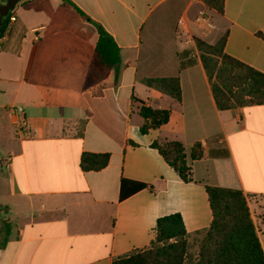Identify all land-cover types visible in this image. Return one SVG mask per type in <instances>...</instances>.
<instances>
[{
  "label": "crops",
  "instance_id": "1",
  "mask_svg": "<svg viewBox=\"0 0 264 264\" xmlns=\"http://www.w3.org/2000/svg\"><path fill=\"white\" fill-rule=\"evenodd\" d=\"M71 1L114 38L122 62L118 76L85 90L96 27L64 0L13 10L0 51V264H113L149 249L157 220L173 214L192 241L213 222L208 186L244 193L264 250V104L220 111L195 43L226 36V54L264 74V0H223L222 13L203 0ZM201 13L214 31L196 25ZM165 17L170 35L152 37ZM174 77L180 102L145 84ZM142 105L169 111V122L142 134ZM16 107L28 139L17 136ZM155 141L184 145L193 183ZM196 143L200 160L191 159ZM84 153L109 154V164L83 171ZM123 181L145 188L121 199Z\"/></svg>",
  "mask_w": 264,
  "mask_h": 264
},
{
  "label": "trees",
  "instance_id": "2",
  "mask_svg": "<svg viewBox=\"0 0 264 264\" xmlns=\"http://www.w3.org/2000/svg\"><path fill=\"white\" fill-rule=\"evenodd\" d=\"M23 1L27 0L20 2ZM203 1L219 13L223 12V0ZM64 2L71 5L97 29L98 40L84 80V89H93L101 85L113 70L118 76L122 62L121 49L102 25L87 16L71 0H64ZM12 12L0 25V38L8 28ZM195 43L211 85L216 106L220 111L264 104V74L227 55L226 36L214 45L200 39H195ZM145 84L171 96L178 102L181 101V85L178 77L146 79ZM140 115L145 120L141 128L142 134L148 133L151 129H159L170 119L169 111L152 109L145 105L140 107ZM152 148L158 150L182 181L194 182L193 170L181 142L155 141ZM203 156V144L196 143L192 147L191 159L200 160ZM109 161V154L84 153L80 159V167L83 171H100L108 166ZM127 187H131L130 192H127ZM143 188L145 185L123 181L121 199ZM206 191L213 212V222L210 228L202 233L196 264H264V250L244 193L240 190L209 186L206 187ZM4 211L5 208L0 206V218ZM4 227L3 243H6L11 230L10 225L6 223ZM156 233V240L149 249L119 257L113 264H185L189 254L190 235L185 229L181 215L173 214L158 219Z\"/></svg>",
  "mask_w": 264,
  "mask_h": 264
},
{
  "label": "built area",
  "instance_id": "3",
  "mask_svg": "<svg viewBox=\"0 0 264 264\" xmlns=\"http://www.w3.org/2000/svg\"><path fill=\"white\" fill-rule=\"evenodd\" d=\"M5 3V0H0V5H3ZM16 21L15 16H11L9 19L8 27ZM196 25L201 27L202 29L211 32L214 31L216 26L210 20L204 13H201L195 20ZM2 49V43H1V38H0V51ZM14 115H15V124L17 128V136L20 139H28L29 138V126L28 122L25 118V111L22 107H16L13 109ZM12 163V157H7L3 161V165L7 166Z\"/></svg>",
  "mask_w": 264,
  "mask_h": 264
},
{
  "label": "rangeland",
  "instance_id": "4",
  "mask_svg": "<svg viewBox=\"0 0 264 264\" xmlns=\"http://www.w3.org/2000/svg\"><path fill=\"white\" fill-rule=\"evenodd\" d=\"M170 22H171L170 19H168L166 17H165V19L163 18L162 27L153 28L151 30V33H150L151 36L156 38V37H159V36H168V35H170L171 29L168 26H166V25H170L169 24ZM0 172L1 173L2 172L5 173V171L2 170L1 168H0ZM259 200L263 203V207H264V199L262 198V199H259ZM262 218L264 220V211L262 213ZM1 222L2 221H0V227L2 226ZM201 239H202L201 236H197V237H195L194 240H192V241L189 240V243H190L189 254L186 257L185 264H196V261L198 259L197 256H198V252H199V246H200Z\"/></svg>",
  "mask_w": 264,
  "mask_h": 264
},
{
  "label": "water",
  "instance_id": "5",
  "mask_svg": "<svg viewBox=\"0 0 264 264\" xmlns=\"http://www.w3.org/2000/svg\"><path fill=\"white\" fill-rule=\"evenodd\" d=\"M20 1L21 0H7L3 5H0V25H2L3 19L15 9Z\"/></svg>",
  "mask_w": 264,
  "mask_h": 264
}]
</instances>
